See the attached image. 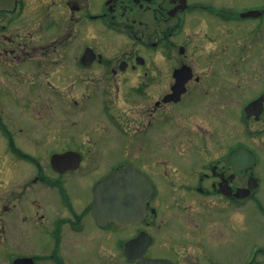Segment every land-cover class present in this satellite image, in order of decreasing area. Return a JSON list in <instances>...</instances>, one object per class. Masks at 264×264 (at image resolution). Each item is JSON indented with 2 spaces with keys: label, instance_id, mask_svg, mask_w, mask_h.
<instances>
[{
  "label": "flooded vegetation",
  "instance_id": "obj_1",
  "mask_svg": "<svg viewBox=\"0 0 264 264\" xmlns=\"http://www.w3.org/2000/svg\"><path fill=\"white\" fill-rule=\"evenodd\" d=\"M221 1L0 8V264H136V238L166 264L263 262L236 218L261 191L264 7ZM125 167L151 184L145 217L101 225L94 186Z\"/></svg>",
  "mask_w": 264,
  "mask_h": 264
},
{
  "label": "water",
  "instance_id": "obj_2",
  "mask_svg": "<svg viewBox=\"0 0 264 264\" xmlns=\"http://www.w3.org/2000/svg\"><path fill=\"white\" fill-rule=\"evenodd\" d=\"M13 1L0 0V8L10 6ZM72 155L75 154L70 152L62 157ZM145 185V178L133 168L118 169L111 173L96 185L92 204L95 217L101 224L114 222L123 226L127 223L139 222L146 200ZM140 243V239H134L125 244V254L129 259L141 258L137 264H163L160 260L142 259Z\"/></svg>",
  "mask_w": 264,
  "mask_h": 264
},
{
  "label": "rangeland",
  "instance_id": "obj_3",
  "mask_svg": "<svg viewBox=\"0 0 264 264\" xmlns=\"http://www.w3.org/2000/svg\"><path fill=\"white\" fill-rule=\"evenodd\" d=\"M223 2V0L221 1ZM225 8L234 9L235 12L245 13L250 9L264 7V1L262 0H243L239 1L235 5H224ZM251 11V10H250ZM257 179L261 183V191L252 200L244 202L242 207V216L237 215V221L243 223V229L239 232L240 238L243 242L244 253H247L252 248L253 240H255V246L264 248V153L260 156V161L254 169ZM230 217L231 211L225 214ZM257 238V240L255 239ZM118 256L119 249L114 251ZM264 264L263 262H260ZM113 264H124L121 260L116 259ZM126 264V263H125Z\"/></svg>",
  "mask_w": 264,
  "mask_h": 264
}]
</instances>
